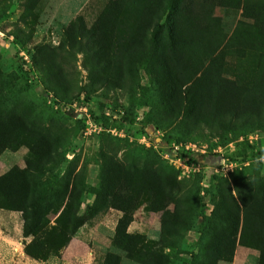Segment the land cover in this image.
<instances>
[{
    "label": "rangeland",
    "instance_id": "374dc122",
    "mask_svg": "<svg viewBox=\"0 0 264 264\" xmlns=\"http://www.w3.org/2000/svg\"><path fill=\"white\" fill-rule=\"evenodd\" d=\"M127 1L116 6L121 14L111 25L120 37L130 32L139 37L144 28L137 23L140 18H151L149 12L168 3L182 16L180 28L187 36L190 28L200 33L189 36L200 46L185 52L186 64L175 65L181 83L196 64L208 67L206 53L217 48L213 56L221 75L248 79L264 89V58L259 59L264 52V0ZM107 5L109 0H0V110L8 109L6 119L21 120L30 136L43 141L39 146L47 147L37 181L50 178L57 185L46 217L52 223L70 202L81 222L61 256H50L45 264H264V227L251 222L242 238L240 215L226 222L213 216L215 209L223 213L239 205L237 182L264 200V127H238L222 136L203 128L188 135L179 118L158 114L155 124L143 130L142 118L159 101V91L140 65L94 68L76 50L69 65L54 70L62 95L55 94L34 65L41 55L77 47L80 33L89 30ZM159 35L166 47L165 26ZM225 103L261 110L252 98L239 94L227 95ZM85 114L99 117L105 131L86 136ZM28 154L20 144L2 152L0 176L25 168ZM117 167L133 179L159 184L153 209L145 198L131 200L130 210L113 208L100 198L111 188L109 176ZM170 189V202L160 211ZM261 216L264 221V210ZM22 231L21 214L0 209L1 238L13 241L10 249L0 244V264H41L25 256L31 238ZM231 231V254L208 257L216 236L221 240Z\"/></svg>",
    "mask_w": 264,
    "mask_h": 264
},
{
    "label": "trees",
    "instance_id": "16d2710c",
    "mask_svg": "<svg viewBox=\"0 0 264 264\" xmlns=\"http://www.w3.org/2000/svg\"><path fill=\"white\" fill-rule=\"evenodd\" d=\"M127 2V0H109L111 5H107V11L96 18L86 33H80L76 41L77 47L72 44L68 50L59 48L55 56L44 54L35 60L34 65L44 75L55 94L62 95V89L60 90L54 81V70L56 72L59 69L62 70L64 65H69L73 56L72 52L77 50L85 58H89V64L92 62L94 68L109 66L117 68L124 62V66L130 69L135 64L140 65L144 73L152 79L159 91V101L142 118L143 130L155 124L158 114L166 118L173 116L179 118L181 131L188 135L201 132L203 128L210 134L222 136L238 127L252 129L264 127V95L263 97L259 95V92H264V89L252 84L248 79L230 80L221 75L216 69L218 58L213 56L217 48L206 53L209 59L208 67L204 68L203 63L200 62L199 65H195L186 82L181 83L177 80L174 74L175 65L184 66L185 52L200 46L199 40H193L189 36L200 35V33L190 28L189 36H187L183 28H180L182 16L173 5L168 3L165 9L158 8L149 12L151 18L146 17V20L141 17L137 23H143L141 25L144 28L139 37L132 32L120 37L112 24L121 14L116 6L123 7L129 4ZM158 11L162 12L159 16ZM154 18L160 19L161 22L154 24ZM163 26L166 27L168 34L166 47L159 41V33ZM240 52L245 55L243 48ZM263 56L264 52L259 53V59L264 58ZM230 94L252 98L253 102L261 107L260 112L254 108L242 110L237 107H228L225 97ZM8 112L6 108L0 110V155L17 144L27 146L29 154L25 168H13L0 176V209L21 214L22 235L24 238H31L24 248L25 256L37 262H46L50 256H61L62 250L67 246L81 222L70 202L65 203L52 223L46 217L50 210L49 199L57 185L56 181L50 178L40 183L37 181L38 174L43 170L42 160L47 147L39 146V143L43 141H36L33 136H30L21 120L13 117L6 119ZM91 117L99 123V117L96 115ZM108 118V116L103 117L105 122H108ZM109 181L111 188L106 195L101 194L100 198L113 208L130 210L133 206L130 203L131 200L145 198L148 202L147 206L153 209L154 199L160 192L156 181L144 178L133 179L129 173L119 167L110 174ZM241 185L239 182L236 184L241 189V194L239 205L234 204L235 210L229 209L220 213L218 209H215L213 216L218 221L226 222L234 218L239 220L240 215L241 237L245 238L244 233L251 222L258 227H264L261 216L264 200L259 198L260 195H253L244 184ZM171 189L164 196V205L159 207L160 211L170 202L168 195L173 193ZM178 202L182 203V200ZM165 224V220L162 219L161 225ZM118 234H121L120 230ZM233 235L231 231L230 235H224L221 240H218L216 236L217 241L211 244L207 256H213L218 260L223 254H231L228 247L233 245ZM105 258L108 261V257Z\"/></svg>",
    "mask_w": 264,
    "mask_h": 264
},
{
    "label": "built area",
    "instance_id": "2783aa9c",
    "mask_svg": "<svg viewBox=\"0 0 264 264\" xmlns=\"http://www.w3.org/2000/svg\"><path fill=\"white\" fill-rule=\"evenodd\" d=\"M48 102L50 103L51 101L48 100ZM73 106H74L75 108H77L75 104H74ZM75 108H74V109H75ZM78 109H79V108H78ZM108 115H109V114L107 113V116H108ZM84 116H85L84 118H85V120H86V121H85V123H86V127H85V130H84V134H85L86 136L98 135V134H100L102 131H105L100 123H97V122H95V121L92 119L91 115H87V114H85Z\"/></svg>",
    "mask_w": 264,
    "mask_h": 264
},
{
    "label": "crops",
    "instance_id": "0c3cea01",
    "mask_svg": "<svg viewBox=\"0 0 264 264\" xmlns=\"http://www.w3.org/2000/svg\"><path fill=\"white\" fill-rule=\"evenodd\" d=\"M0 244H2V245H4L5 247H8L9 249L10 248H13V241L12 240H9V239H3L2 240V238H1V235H0ZM7 251H8V253H9V250L7 249ZM29 259V258H28ZM11 262H13V257L11 258ZM31 260V259H30ZM34 261V260H33ZM35 262H37V261H35ZM39 263H41V264H45L46 262H39ZM11 264V263H10ZM29 264H31V263H29Z\"/></svg>",
    "mask_w": 264,
    "mask_h": 264
}]
</instances>
